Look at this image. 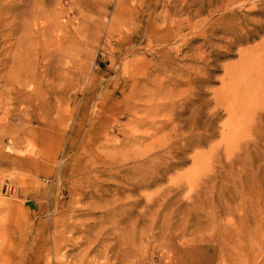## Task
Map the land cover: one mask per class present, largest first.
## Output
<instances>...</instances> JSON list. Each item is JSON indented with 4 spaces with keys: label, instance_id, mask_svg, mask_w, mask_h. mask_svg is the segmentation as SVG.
I'll return each mask as SVG.
<instances>
[{
    "label": "rangeland",
    "instance_id": "obj_1",
    "mask_svg": "<svg viewBox=\"0 0 264 264\" xmlns=\"http://www.w3.org/2000/svg\"><path fill=\"white\" fill-rule=\"evenodd\" d=\"M1 1L38 58L0 78V264L264 262V0Z\"/></svg>",
    "mask_w": 264,
    "mask_h": 264
},
{
    "label": "bare ground",
    "instance_id": "obj_2",
    "mask_svg": "<svg viewBox=\"0 0 264 264\" xmlns=\"http://www.w3.org/2000/svg\"><path fill=\"white\" fill-rule=\"evenodd\" d=\"M11 1V0H10ZM37 1V0H36ZM3 2V0L1 1V3ZM9 2V1H8ZM7 2V3H8ZM34 2H35V0H34ZM33 2V3H34ZM4 3H6V1L4 2ZM22 3V2H21ZM14 4V3H13ZM16 4V3H15ZM35 5H37L36 3H34ZM1 5V4H0ZM4 4H2V6H3ZM17 5V4H16ZM20 5V4H19ZM34 5V6H35ZM9 6V5H8ZM33 6V8H39V5L36 7H34ZM11 7V6H10ZM29 7V6H28ZM6 8H8V7H5V9ZM13 8V7H12ZM17 8V7H16ZM30 8V7H29ZM32 8V9H33ZM41 8V7H40ZM38 9V12H36L34 15L36 16L37 15V13L39 14V17H40V11H41V9ZM43 8V7H42ZM9 9V8H8ZM2 10V9H1ZM0 10V12H2ZM31 10V9H30ZM34 10H37V9H33V10H31V11H29L30 13L32 12V11H34ZM11 12V11H10ZM29 12H27L28 14H30ZM3 13V12H2ZM14 15H15V13L14 12H12ZM42 13H43V11H42ZM12 14V15H13ZM18 13H16V16H18L19 17V15H17ZM33 14V13H32ZM45 14V13H44ZM10 15V14H9ZM48 15V13H46L45 15H44V17L46 16V17H49V15ZM25 16V15H24ZM33 17V19L35 18H37V17ZM3 17V16H2ZM9 17V16H8ZM22 17H23V14H22ZM22 17H21V19H22ZM30 17H32V16H30ZM45 17V18H46ZM57 17L58 16H55L54 17V21H55V28L53 29L52 28V31L53 32H55V41L56 42H58V44H59V42L61 43V40H66L67 39V35L65 34V33H62L61 32V34H59L58 33V31H57V26H58V24H57ZM17 17H15V19H16ZM20 18V17H19ZM18 18V19H19ZM41 18V17H40ZM45 18H43L45 21H46V19ZM12 20H13V18H11ZM20 19V20H21ZM30 20V19H29ZM28 20V21H29ZM44 20H41L40 21V23H41V27H42V25L44 24ZM15 21H17V20H15ZM19 21V20H18ZM36 21V20H35ZM4 23V25H5V22L6 21H4V20H0V23ZM12 22V21H11ZM51 22V21H50ZM1 23V24H2ZM26 23H28V22H26ZM26 23H24L23 24V22H19L18 24L20 25L18 28H17V32L18 31H20V33L18 34V36H16V37H13L14 39V45L12 44V41L11 42H9V44L7 45V44H4L5 46H3L2 48V51H0V73H1V77L0 78H2V80H3V82H4V84L6 85V84H11L12 82H15L17 85V88H16V90H15V93H16V96H19V97H23V95L25 94L26 95V93H25V91H24V86H25V83H26V81L23 79L24 77H25V72L29 69V65L30 64H32V66H34V63H32V62H34V58L37 60V58H36V55H34L33 53L34 52H32V54L29 52V48L31 49L32 47H30L29 46V48H26L25 46H27V45H25V35L27 34V32H26V34L24 35V28H25V25H27ZM29 24V23H28ZM33 24H34V26H33ZM31 26L32 27H34L33 28V30L32 31H30V35H29V37H31V38H33L34 40H31L32 42H33V48L34 49H36V53L38 52V49H39V47H40V45L42 44L43 46H45V41H46V38L44 37V35H45V33H43V36H42V38H38V36L36 35V31L38 30V29H40L38 26H39V24L37 25L36 23H33ZM48 24H49V22H48ZM7 25V24H6ZM51 25H52V22H51ZM2 26H3V24H2ZM13 26V25H12ZM50 26V25H49ZM53 26V27H54ZM13 27H15V26H13ZM7 28H8V26H7ZM44 28H45V26H44ZM27 29V28H26ZM30 30V29H29ZM44 31V30H43ZM51 31V30H50ZM7 32V31H6ZM46 32V31H45ZM8 35H12V30L8 33ZM28 37V38H29ZM28 38H27V40H28ZM31 38H29V40L31 39ZM2 39H3V41L4 42H6L7 41V39L5 38V33H4V35H2ZM41 43V44H40ZM27 44V43H26ZM7 45V46H6ZM15 47V51H16V53H14V54H10V52L7 50V48H11V47ZM43 46H41V47H43ZM45 47H43L42 49H44ZM13 51V50H12ZM11 51V52H12ZM2 52H3V54H2ZM14 52V51H13ZM12 52V53H13ZM11 57H13V58H11ZM34 57V58H33ZM12 62H14L15 63V65L13 64H11ZM30 62V63H29ZM32 69V68H31ZM30 71V70H29ZM30 74V73H29ZM27 78V77H26ZM28 79V78H27ZM5 85H4V87H5ZM6 88V87H5ZM1 90V89H0ZM3 92V91H2ZM24 95V96H25ZM2 98V97H1ZM2 100V99H1ZM0 100V101H1ZM3 101V100H2ZM1 101V102H2ZM1 102H0V104H1ZM131 104V103H130ZM66 111V110H65ZM136 111V110H135ZM133 113V112H132ZM135 114V113H134ZM150 177V176H149ZM146 178H148V177H146L145 176V179ZM149 179V178H148ZM148 179H146V182H149L148 181ZM141 180V179H140ZM139 180V181H140ZM150 180V179H149ZM137 181V180H136ZM152 181V180H151ZM135 182V181H134ZM145 182V183H146ZM157 212V211H156ZM155 212V213H156ZM258 215H260V216H258ZM163 219H162V222L164 223V230H162L161 231V233L162 234H166V235H168V237H169V239H172V237H173V234L170 232V229H171V227H172V224L169 222V219L171 218V213H165L163 216ZM213 222H214V218L211 220H209V223H211L210 225H212L213 224ZM209 223H208V225H209ZM234 224H236V226H240V227H242L243 228V230L245 231V233H243L242 232V235L243 236H245V237H248V235H250L251 234V232L250 231H248L247 230V226H245V224L246 223H251L252 225H253V228H254V230H253V238L255 239V241H256V244H257V247L259 248V249H261L262 247H264V234H262V232H264V209H262V210H260L259 212H257V210H254L253 208H250V209H248L247 211H241V215L237 218V220L235 221V222H233ZM233 224V225H234ZM213 227H219V226H217V225H212ZM181 229V232H182V230L184 229V226H182V228H180ZM167 231H168V233H167ZM162 234H161V237H162ZM240 234V233H239ZM238 234V235H239ZM259 234H262L261 236L259 235ZM180 237V236H179ZM163 238V237H162ZM234 238H236V237H234ZM164 239V238H163ZM167 239V240H166ZM166 239H164V243L166 244L167 243V245H168V238H166ZM223 241V240H222ZM239 247H241V245L240 244H238V243H236ZM255 246V245H254ZM210 251H212V258L209 260V262L210 263H212L213 264V258H219V261H218V263L219 264H231V262H230V254L229 253H227V252H225V253H217L214 249H211ZM262 258H264V257H262ZM232 264H236V263H232ZM244 264H249V263H244ZM260 264H264V262H262V263H260Z\"/></svg>",
    "mask_w": 264,
    "mask_h": 264
}]
</instances>
